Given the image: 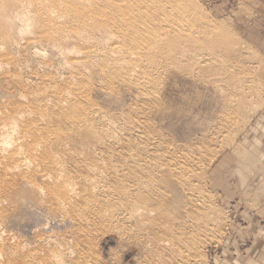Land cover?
<instances>
[{"label": "rangeland", "instance_id": "obj_1", "mask_svg": "<svg viewBox=\"0 0 264 264\" xmlns=\"http://www.w3.org/2000/svg\"><path fill=\"white\" fill-rule=\"evenodd\" d=\"M110 1H103L96 12L98 14L114 12ZM46 2L50 5L52 16L58 9L55 6L56 3L61 9L69 8V12H65L59 20L65 29H77V25L72 20L73 16L70 15L71 10L84 11L83 6L75 0H57L56 3L46 0ZM22 4L25 5L26 2ZM189 4L192 10L197 9L193 11L195 17H193L194 20L192 19V24L194 21L195 25L191 24L194 27L188 30L194 38L188 40L189 44L184 40L182 44L183 46L187 44L191 51H196L194 53L197 58L192 52L189 53L192 55L188 54L189 63L190 60L196 62L198 55L202 59L204 64L199 70L191 67L192 64L188 63L186 60L188 56H186L182 58V64L186 60L183 67L189 66V69L181 68L180 62L181 66L178 64V67H172V70L171 68L163 70L164 72L159 70L161 73L153 71L152 75L155 76L152 78V85H149L151 89L149 87L148 89L154 91H150V96L152 93L155 96L156 92L160 91L155 97L146 94H144L145 97L141 96L144 91L136 85L128 84L127 81H124L123 87L119 84L123 81L122 79L112 78L110 83L107 80L110 77L101 75L96 70L90 78L96 76V72L101 77L92 78L93 83L87 84V81L91 80L84 82L86 94L89 95L92 103L95 106L98 105L96 107L102 109L100 111L104 115L107 114L110 121L111 119L114 121H111L112 127L115 128L114 138H119V141H108L107 153L99 151L94 145H89L72 157H64V159L62 157L69 175L74 180V185L77 186L75 190L78 192L65 209L55 208L54 202L47 200L43 192L40 194L41 189H37V185L46 186V184L39 176L32 178L38 182L36 185L28 184L20 177L13 180L10 171L0 164V192L3 195H0V198L6 197L5 193L9 190L16 194L13 200H4L0 203L2 204L0 205V215H2L0 264H46L55 248V251H64L65 249L62 248L65 247L69 248L68 252H71L62 264H71L74 258L79 259V256L83 255L87 256L86 260L90 259L87 260L89 264H264V0H192V2L190 0ZM32 15L35 18H32ZM46 22L44 15H35V12H31L29 8H20L18 0L0 2V115H3L1 116L3 120L26 107L34 109L30 102L32 97L38 99L39 105L46 102L41 96L38 97V93L33 94L36 92L33 84L38 83V86L48 85L51 88L60 89L73 80L65 70L59 46L70 51L74 47L81 46L82 39L65 41L64 36L68 32L47 28L46 30ZM209 24L212 26L210 29ZM196 25L201 26V31ZM217 25L218 28L213 27ZM205 28L206 31L208 30L207 33L202 31ZM198 29L201 33L196 31ZM30 36L41 39V44L37 47L30 44L28 42ZM6 59H9L8 63L2 64L1 61ZM163 62L162 60L161 66ZM156 77L159 80L154 79ZM112 88L114 89L111 90ZM19 94H24L27 99L24 95L21 98ZM24 99L27 101L25 102ZM128 112L129 115H127ZM12 113L13 115L10 116ZM132 122L140 124V128H134ZM135 132L138 135H135ZM7 134L14 136L11 132ZM141 134L143 136H140ZM10 140L13 138L10 137ZM1 142L3 141L0 140V160L5 154L4 147L11 150L13 146L12 141L3 144ZM130 146L140 155L137 161L142 164L134 165V168L137 166L140 168L135 169L132 176L128 172L132 170L133 164L125 170L121 168L118 171L115 170L116 166L127 163L124 159L127 153L125 150ZM155 153L163 155L157 163L159 161L164 163L162 165V167L165 166L164 168L158 166L153 168L154 164H150L155 162L152 160V155ZM90 156H94V159ZM100 158H105V163L100 170H104V178L107 180H104V185L110 189L105 193L106 197L117 201L122 196L120 191L125 190L129 183L133 184L131 181L138 182L136 181L138 179L140 180L138 183H145L147 187L144 190H148L149 193L142 194L143 205L152 206L155 209L158 207L159 213L164 212L160 229L169 227L168 235L159 233V236L163 237H151L145 229L148 225L137 228L133 220L118 219L120 221L117 222V218L113 221L104 218L103 222V217L100 218L98 214L104 208L103 200L106 198L101 193L96 195L95 191L90 190L91 186L82 179L89 173L86 166L90 164V161L94 164ZM76 162L81 166L78 163L76 165ZM113 162H115L114 165H112ZM174 163L178 164L177 167L173 166ZM187 168H191L192 173ZM71 169L74 170L71 171ZM16 173L21 174L17 170ZM112 174L115 175L116 181L119 180L115 185L119 191H113ZM3 184L6 185L5 189ZM34 190L37 194L32 198ZM81 194L85 195V198H82ZM96 206L99 207L96 208ZM83 207L85 210H82ZM92 216L94 218L91 219ZM195 223L200 225L197 230L191 227ZM130 225L132 228L129 227ZM190 229L201 236L190 237L189 233L192 232L187 231ZM47 237L53 238L52 241ZM74 237H78V245L75 244ZM162 238L169 239L174 247L167 245L166 248L160 244L159 240ZM192 244L198 246L199 253L193 252ZM58 246H62L61 249ZM9 248L12 250L10 251ZM31 249L34 250L31 252ZM5 253L10 256L9 263ZM94 260L96 263L93 262Z\"/></svg>", "mask_w": 264, "mask_h": 264}, {"label": "bare ground", "instance_id": "obj_2", "mask_svg": "<svg viewBox=\"0 0 264 264\" xmlns=\"http://www.w3.org/2000/svg\"><path fill=\"white\" fill-rule=\"evenodd\" d=\"M1 1H3V0H0V2ZM18 1L20 2V8H22V9L29 8L31 10V12H35V15H44L46 17L47 22L45 24V29L47 28L49 30L67 31L68 33L64 36L65 41L72 40V39H78V38L82 39L81 46L74 47L70 51L59 46V52H60V55L62 56L63 64L65 66V70H66L68 76L73 79L71 82H68L64 88H60V89L51 88L44 83H43V85H46V86H38L37 85L38 83L36 85L33 84V86H35L34 89L36 91V92H33V94L38 93L39 94L38 97L41 96L42 100L44 99L46 102L39 105V101H37L38 99H33V97H32L30 99V102L33 105L34 109H29L26 107L23 110L22 108H24V107H22L21 111L14 112V115H13V113L10 114V116L11 115H13V116L8 117V119L6 118L7 116H5V118L7 120L6 119L3 120L1 117L3 115H0V117H1L0 140L3 141V143H9L12 141V144H13V146L11 147L12 148L11 150L5 149V147H4L5 154L2 157V159L0 160V164H3L4 168H6L7 171L8 170L10 171V173H11L10 175H12L13 180H16L17 177H20L21 180H23V181L25 180L28 184L36 185L38 182L34 181L32 178L39 176L45 182V184L47 186L46 187L43 185H37V189L38 188L41 189L40 194H42V192H43V195L46 197V199L50 200L52 203L54 202V205H55L54 207L61 210L62 208L65 209V207L68 206L72 202V198L75 196V194H78V192H76V190H75V188L77 186H75L76 184L74 185V180L72 179V176L69 175L68 170L65 167V163L63 162L64 157H72V155L76 154V152H82L89 145H94V147L96 149H98L99 151H101L103 153H105V152L107 153L108 141L116 142L119 139V138L116 139L117 137L114 138V136H116L115 135V128L112 127L113 125L111 124L114 121H112V119H111V121H112L111 122L110 119L107 117V114L104 115V113H102V111H100L102 109H98L97 108L98 105H96L97 106L96 107L92 103L91 98L89 97L88 94H86L87 89H86V85L84 82L86 80H91L92 78H94L96 76L101 77L98 75V72H99V74H101V75L110 77L109 79H107L109 82L112 78H118L119 80L122 79L123 83L120 81L121 82V83L119 82L120 85L124 84V81H127L128 84L130 83L132 85H136V87H138L139 89H142L144 91L143 94H141V96L143 95V97H145L146 95H149L150 91H152V90L149 91L148 87L150 88L149 85L150 84L152 85V78L155 76V75H152V74H154L153 71H156V72L159 70L163 71V70H167L168 68H171V70H172V67H175V66L178 67V64L180 65V62L182 65V66L181 65L180 66L182 68L183 64H185L184 62L188 58H190L189 55H192V54H189L190 52L193 53L194 57L196 56V54L194 53L196 51H191V48H188L187 44H186L187 46L186 45L183 46L182 42H183V40L185 42H188V40H190V39L192 40L194 38V37H191L193 35H190V33H188V30H190L194 27V26L192 27V25L194 24V21L192 24V19H193V17H195L194 12L197 9L192 7L193 9H195V10H192L190 8V4H189L190 0H111L110 5H111V9L114 12H110L109 14H105V13L98 14L96 11L100 7L101 3L103 1H107V0H75L81 6H83L84 11H78L76 9L71 10L72 13L70 15L73 16L72 20L77 25V29L67 30V29H65V26L60 22L59 18L61 16H63V14L65 12L68 13L69 8L61 9V7L58 5V3H56L57 0H49V2H51V3H56L55 6H56V8H58L55 10L54 16H52V11H51L50 5L48 2H46V0H18ZM22 2H26V4L24 5V4H22ZM191 2H192V0H191ZM196 13H198V15L200 17V13L198 11ZM32 18H35V16L32 15ZM202 20H203V18H202ZM204 23L207 24L206 22H204ZM197 24H199V23H197ZM209 25H210V27H209V29H210L212 26H211V24H209ZM196 26L198 27L199 25H196ZM200 27L201 26H199V28ZM213 27L218 28V25L213 26ZM194 29H196V28H194ZM201 29L202 28H200V31H201ZM196 31H199V29ZM202 31L205 32L206 28H205V30H202ZM207 31H206V33H207ZM206 33H204V34H206ZM97 40H100V42H97ZM194 40H193V43H195ZM28 42L37 47L38 45L41 44L42 40L38 39V37L30 36V37H28ZM196 42H198V41H196ZM199 42H200V40H199ZM189 43L190 42H188V44ZM200 53H202V52H200ZM186 56H188V57L186 58L185 61H183V64H182V58H185ZM204 57L206 58L205 55H204ZM195 58H197V56ZM162 60L164 62L162 63L163 65L161 66L160 64H161ZM192 60H194V59L192 58ZM8 61H9V59H6V60L1 61V63L7 64ZM194 61H196V60H194ZM191 62H193V61L190 60V63L188 61L189 64H192L191 67L192 68H198V70H199V68L203 67L202 65L204 64L202 62V59L199 58V55H198V60L196 62H193V63H191ZM211 62H213V60ZM177 67H175V68H177ZM95 70L98 71V72H96L97 75L96 76L94 75V77L90 78V75H92L93 71H95ZM173 70H174V68H173ZM160 73H158V75H160ZM246 73H247V71H246ZM249 73H250V71H249ZM155 74H157V73H155ZM233 74L234 73H232V75ZM235 75H237V74H235ZM191 76H193V74ZM108 77H106V78H108ZM100 79H102V78H100ZM154 79L159 80L157 77ZM154 79H153V81H155ZM239 79H241V78H239ZM98 80H99V78H98ZM88 82L93 83V80L87 81V84H88ZM103 82H104V80H103ZM105 82H107V81H105ZM127 82H125V83H127ZM155 82L158 83V81H155ZM97 83H98V81H97ZM104 85H108V84H104ZM111 85H114V84H111ZM111 85H109V86H111ZM90 86H92V85L90 84ZM117 86L120 87L119 85H117ZM159 86H161V85H159ZM103 87H105V86H103ZM118 87H116V88H118ZM89 88H91V87H89ZM109 88H111V87H109ZM114 88H112L111 90H113ZM130 88H128V89L130 90ZM138 88H137V90H138ZM92 90H91V92H92ZM103 90H105V89H103ZM157 90H158V88H157ZM19 92L20 91H18V93ZM27 92H29V91H27ZM130 92H131V90H130ZM152 92H154V91H152ZM159 92H156L157 95H159ZM21 93H23V92H21ZM24 94H22V95H24ZM112 94H114V93H112ZM144 94H146V95L144 96ZM22 95H20V96H22ZM30 95H31V93H30ZM152 95H153V93L151 94V96ZM157 95H155V96H157ZM20 96H18V97L20 98ZM21 98H23V96ZM34 98H35V96H34ZM25 99H27L26 96H25ZM25 99H24V101H25ZM154 105H156V104H154ZM132 107H134V106H132ZM15 109L17 110V108H15ZM105 111L106 110H104V112ZM4 113H6V112L4 111ZM109 113H111V112H109ZM127 115H129V112ZM112 118H114V117L112 116ZM229 119H230V117H229ZM119 122H120V124H122L121 121H119ZM115 123H114V126H115ZM134 123H136V122H134ZM134 123H133V125L131 124L134 128H140L139 127L140 124L138 125V123L137 124H134ZM125 124H129V123H125ZM116 125H117V123H116ZM121 128L123 129V126ZM9 132H11L14 136H10L9 134H7ZM220 133H222V132H220ZM5 134H7L8 136L6 135V137H5ZM135 135H138V134L136 133ZM220 135H222V134H220ZM140 136H143V134H141ZM153 136H151V137H153ZM10 137H12L13 140H10ZM154 138L155 137H153V139ZM3 143L1 142V144H3ZM6 145L7 144H5V146ZM157 145H159V143H157ZM136 146H138V145H136ZM130 148H131V146L127 150H125V151H127V153H126V156H124V159H126L125 162H127V163H122L121 165L116 166V167L114 166V167H115V170H117V171L119 168H121V170L122 169L125 170L126 167L133 164V165H131L132 170L130 172H128L130 174V176H132L134 174V170L137 168H140L138 166H141L142 164H139V162L137 161V160H139L140 155H138L135 151H133L132 148H131L132 150H130ZM158 148H159V146H158ZM200 150H202V149H200ZM182 152H180V153L182 154ZM163 154H165V153H163ZM81 155H79V156H81ZM85 155H87V154L85 153ZM91 155H93V153H91ZM193 155L194 154H192V156ZM176 156L178 157V154ZM62 157H63V159H62ZM91 157H93V159H94V156H90V158ZM97 157H100V156H97ZM162 157H163V155H161L160 153H157V154L155 153L152 155V160L155 162H152V163L150 162V164H154L153 168H156L157 166L159 168L165 167V166L162 167V165H164V163H162L160 161L158 162L159 164L157 163V160H159ZM86 158L88 159V157H86ZM146 159H147V157H146ZM83 160H86V159H83ZM87 162L89 163L88 160H87ZM87 162L85 161V163H87ZM91 162L92 161H90V164H91ZM77 163L78 162H76V165H77ZM104 163H105V158H100L98 161H95L94 164H91V165L89 164L88 166H86L87 169L89 170V173L87 176H83L84 178H82L86 184H89L91 186L90 190L92 189L93 191H95L96 195H98L97 193H101V195L103 194V196L106 198L105 200H103L104 201V203H103L104 208L102 210H100L99 211L100 213L98 214V216L100 218L103 217V222H104V218L105 219L108 218L109 221H111V220L113 221V219L116 220V218H117V222L120 221L118 219L127 220V221L133 220L134 226L137 228L140 226L144 227V225H148L145 229L149 232L151 237H163V236H159V233H162L164 235L165 234L168 235L169 230H170L169 227H168V229L164 228V227H163V229L162 228L160 229L161 220L164 219L163 217L165 215V214H163L164 212L159 213L158 210H160V209L157 210L158 207L155 209V207H152V206L149 207V206L143 205V201L141 200L142 194L145 195L146 192L149 193L148 190H144L147 187V185H144L145 183L144 184H143V182L138 183L140 181L138 179L136 180L138 182L131 181V182H133V184L132 185H131V183H129L130 185L127 184L129 186L125 187V190L120 191L122 196H121V198H119V200H117V201L115 200L116 202L114 200L110 199V197H108L109 199L106 197L105 193H107L110 189L108 186L104 185V180H105V178H104L105 174L103 172L104 170L103 171L100 170L102 168V165H104ZM114 163L115 162H113L112 165H114ZM135 164H138L137 168H134ZM79 165L81 166V164H79ZM105 165H108V164H105ZM177 165H175V163H174L173 166L177 167ZM74 166H75V163H74ZM26 167H29L31 169L29 170ZM193 167H195V165ZM187 169L191 170V168H187ZM6 170H4V171H6ZM16 170L19 171L21 174L18 175L16 173ZM73 170L74 169H71V171H73ZM141 170H142V168H141ZM29 171H31V172H29ZM149 172H148V175H149ZM153 173H155V171ZM153 173H151V174H153ZM191 173H192V170H191ZM193 173H195V172H193ZM123 174H124V172H123ZM176 174H177V172H176ZM114 176H115L114 174L111 175V177H113V179L111 178L112 183H113L112 187L114 188L113 191L114 190L117 191L118 189L116 188L115 185H117V182L119 180L116 181ZM186 177H187V175H186ZM1 178H2V176H1ZM127 178H128V176H127ZM7 179L8 178H6V180ZM139 179H140V177H139ZM142 179H143V177H142ZM182 179H184V178H182ZM147 180H148V178H147ZM105 181H107V180H105ZM4 182H7V181H4ZM148 182H150V181H148ZM158 182H159V180H158ZM86 184H83V185H86ZM5 186L3 184V187H4L3 189H5ZM86 186H88V185H86ZM32 187H34V186H32ZM121 188H122V186H121ZM150 190H151V188H150ZM84 191H85V189H84ZM153 191H154V189H153ZM169 191H170V189H169ZM80 192L82 193V191H80ZM5 194H6V197L5 196L2 197L3 199L0 198V203L4 202V200L11 201V200H13V197L16 195L12 190H9ZM36 194H37V192L34 190L32 198H34ZM83 194H81V195H83ZM0 195L3 196L2 193ZM90 195H91V192H90ZM39 196H37V197H39ZM84 196L85 195H83L82 198H85ZM109 196H110V194H109ZM159 196H160V194H159ZM97 197L99 198V196H97ZM170 197L172 198L171 195H170ZM15 198H16V196H15ZM76 198H77V196H76ZM91 198H89V199H91ZM43 199H44V197H43ZM100 199H102V198H100ZM5 202H7V201H5ZM90 202H91V200H90ZM93 202L94 201L92 199V203ZM86 203H88V201H86ZM0 205H2V204H0ZM4 205H5V203H4ZM98 205H100V204H98ZM161 205H159V207ZM98 207L99 206H96V208H98ZM72 208H73V206H72ZM85 208L87 209L86 206H85ZM93 208L95 209L94 206H93ZM75 209H76V207H75ZM82 210H85L84 207ZM95 210H93V211H95ZM56 211L57 210H55V212ZM77 212H79V211L77 210ZM93 213L97 214L95 212H93ZM65 215H67V214H65ZM1 216L2 215H0V219H1ZM68 216H69V214H68ZM160 216L162 218H160ZM77 218H79V220H80V216H78ZM92 218H94V217L92 216L91 219ZM1 222H2V220H1ZM129 227H131V225ZM191 227L193 230H195V229L197 230V229H199L200 225H199V223H195V224L191 225ZM81 228H82V226H81ZM114 230L116 231V229H114ZM190 230H187V231L192 232V230L191 231ZM80 232H82V231L80 230ZM186 235H188V234H186ZM189 235H191L190 237L201 236L200 234L196 233L195 231H193L192 233H189ZM5 237H7V236H5ZM1 239L2 238H0V241H1ZM52 239H49V240L52 241ZM73 239H74L75 244L78 245V243H77L78 237H74ZM50 241H48V243ZM157 243H158V240H157ZM159 243L163 244L165 247L167 245H169V246L171 245V247H172V245H173V243L171 242L172 243L171 244L170 240L166 239V238L160 239ZM15 244H17V243H15ZM64 245H66V244H64ZM3 246L4 245L2 244V247ZM47 246H50V245L47 244ZM28 247H30V246L28 245ZM58 247L60 248L62 246H58ZM75 247H77V246H75ZM173 247H174V245H173ZM197 248H198V246L196 244L195 245L192 244L191 249H193V252L197 251V253H199L198 252L199 248L198 249ZM9 249H10V251L12 250L11 248H9ZM62 249H65V250L60 251L59 249H57L59 251H55L56 250V248H55V250H54L55 252L53 251L51 253V255H49V259H48L46 264H62V262L66 260V257H68L67 255L70 254L69 252H71V251H69V252L67 251L69 249V248L67 249V247L62 248ZM33 250L31 249V252ZM0 252H1V248H0ZM184 252L186 253V251H184ZM13 254L15 255V253H13ZM13 254H11V255H13ZM83 256H84V258H83ZM83 256L82 257L79 256L80 257L79 259H78V257L74 258V260L71 262V264H89L87 260H90V259L86 260L87 256L86 255H83ZM2 258H1V260H2ZM6 258L8 259V263H9L10 256L8 254H6ZM31 258H32V256H31ZM39 258H42V257H39ZM29 260H30V258H29ZM93 262L96 263L95 260Z\"/></svg>", "mask_w": 264, "mask_h": 264}]
</instances>
